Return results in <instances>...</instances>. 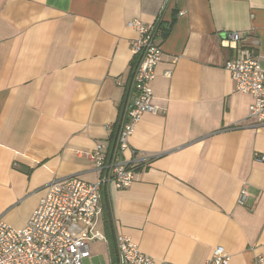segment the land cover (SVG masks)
I'll return each instance as SVG.
<instances>
[{
    "label": "crops",
    "instance_id": "0c3cea01",
    "mask_svg": "<svg viewBox=\"0 0 264 264\" xmlns=\"http://www.w3.org/2000/svg\"><path fill=\"white\" fill-rule=\"evenodd\" d=\"M159 12L160 112L129 138L147 165L129 187L101 189L85 264H119L118 234L166 264H203L218 246L229 264H264V124L247 118L252 97L224 67L237 50L223 43L237 32L264 64V0H0V219L22 228L55 178L96 180L84 154L112 147L133 98L128 22Z\"/></svg>",
    "mask_w": 264,
    "mask_h": 264
},
{
    "label": "built area",
    "instance_id": "2783aa9c",
    "mask_svg": "<svg viewBox=\"0 0 264 264\" xmlns=\"http://www.w3.org/2000/svg\"><path fill=\"white\" fill-rule=\"evenodd\" d=\"M162 19L159 12L151 24L137 18L128 22L137 34L130 44L132 64L127 86L133 98L120 113L112 147L103 151V144L98 143L84 154L98 173L96 180L88 182L77 175L55 178L22 228L13 229L0 219V264H85L89 258L90 242L102 237L94 231L101 189L108 185L118 189L129 187L135 171L147 165L144 159L136 157L129 138L143 114L160 112V107L152 102L151 81L162 54L159 42L164 32ZM227 37L229 41H223L224 45L236 49L237 55L226 60L224 67L235 89L252 97L247 118L254 125H262L264 64L238 46L237 32H230ZM124 150L130 152V158L121 156ZM246 196L245 190H241L238 204H243ZM115 246L119 264H166L142 253L129 236L116 235ZM229 261L230 254L218 246L203 264H229Z\"/></svg>",
    "mask_w": 264,
    "mask_h": 264
},
{
    "label": "trees",
    "instance_id": "16d2710c",
    "mask_svg": "<svg viewBox=\"0 0 264 264\" xmlns=\"http://www.w3.org/2000/svg\"><path fill=\"white\" fill-rule=\"evenodd\" d=\"M114 244H115V241H114ZM115 249H116V246H115Z\"/></svg>",
    "mask_w": 264,
    "mask_h": 264
}]
</instances>
